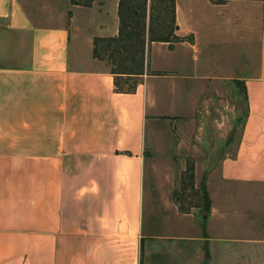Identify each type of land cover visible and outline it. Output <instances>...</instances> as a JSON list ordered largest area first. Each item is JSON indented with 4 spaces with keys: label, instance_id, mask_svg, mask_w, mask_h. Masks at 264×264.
Wrapping results in <instances>:
<instances>
[{
    "label": "crops",
    "instance_id": "1",
    "mask_svg": "<svg viewBox=\"0 0 264 264\" xmlns=\"http://www.w3.org/2000/svg\"><path fill=\"white\" fill-rule=\"evenodd\" d=\"M90 3L0 0V264H263L264 0H176L181 39L147 45L141 75L94 57L96 37L120 34L119 0ZM167 78H246L210 217L177 237L145 232Z\"/></svg>",
    "mask_w": 264,
    "mask_h": 264
},
{
    "label": "rangeland",
    "instance_id": "2",
    "mask_svg": "<svg viewBox=\"0 0 264 264\" xmlns=\"http://www.w3.org/2000/svg\"><path fill=\"white\" fill-rule=\"evenodd\" d=\"M80 1L91 4V0H72L74 4ZM175 3L176 0H119L120 34L96 37L94 57L104 61L107 69L120 74L144 73L147 45L153 43L151 26L153 37L167 36L171 46L181 39L173 35ZM186 4L188 10L194 7L206 11L208 6L207 3ZM129 30L135 33L130 38ZM207 37L199 35L201 46L207 44ZM95 47L99 55H95ZM245 79L158 81L163 88L158 100L161 111L147 127L152 159L148 163L150 193L145 212L146 234L186 235L190 221L201 223L210 217L203 194L217 183L222 159L236 152L247 114ZM124 86L131 87L132 83ZM164 259L165 264H176L172 259Z\"/></svg>",
    "mask_w": 264,
    "mask_h": 264
},
{
    "label": "trees",
    "instance_id": "3",
    "mask_svg": "<svg viewBox=\"0 0 264 264\" xmlns=\"http://www.w3.org/2000/svg\"><path fill=\"white\" fill-rule=\"evenodd\" d=\"M74 2V1H73ZM152 31H153V29H152V26L149 28V33H150V38H151V41L152 42H154V41H160V42H170L171 40H169V38H167V36H164V37H161V38H154L153 37V35H152ZM132 34H135V33H133L131 30H129V33H128V35H129V37H128V35H127V37L128 38H130L131 36H132ZM98 41V40H97ZM102 41H105V40H102ZM100 42V41H99ZM137 43H138V41H137ZM95 55H99V51H98V49H97V47H95ZM113 73H115V74H120L119 72H117V71H112ZM127 74H135V73H127ZM141 74H144L143 72L142 73H136L135 75H141ZM203 197H204V199H205V204H206V208H207V210L209 209V207H210V199H209V195H208V192H207V194H203Z\"/></svg>",
    "mask_w": 264,
    "mask_h": 264
}]
</instances>
